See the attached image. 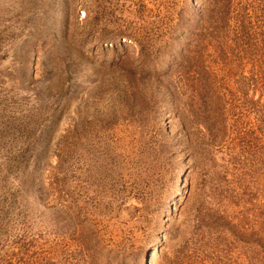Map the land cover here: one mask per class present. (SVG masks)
<instances>
[{
	"label": "rangeland",
	"instance_id": "obj_1",
	"mask_svg": "<svg viewBox=\"0 0 264 264\" xmlns=\"http://www.w3.org/2000/svg\"><path fill=\"white\" fill-rule=\"evenodd\" d=\"M0 264H264V0H0Z\"/></svg>",
	"mask_w": 264,
	"mask_h": 264
}]
</instances>
